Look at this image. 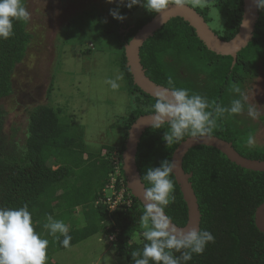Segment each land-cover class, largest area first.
<instances>
[{
	"label": "trees",
	"instance_id": "1",
	"mask_svg": "<svg viewBox=\"0 0 264 264\" xmlns=\"http://www.w3.org/2000/svg\"><path fill=\"white\" fill-rule=\"evenodd\" d=\"M22 3L25 7L26 0ZM126 3L127 0H119V3L103 9V13L96 11L95 17L87 14L83 18L90 21L89 32L96 31L101 37L113 35L110 37L121 51L119 65L133 104L127 115L117 120L121 131L119 147H87L83 133L79 132L82 126L64 122L60 118L61 109L38 104L28 111L24 148L9 153L3 135L5 112L0 104V207L28 206L35 231L49 241L46 264H57L52 261L55 251L76 245L99 232L106 237L115 236L111 243L126 264H134L131 254L142 251L147 242L140 224L144 206L139 200L131 196L130 207L123 205L126 209L114 210H109L103 202L107 194L105 185L115 173L113 163L117 152L119 175L114 187L116 191L122 186L129 191L121 162L128 130L139 116L153 112L155 102L154 97L133 83L126 67L124 45L157 13L147 10L134 23L125 25L124 21L141 5L128 8ZM213 6L224 20L221 32H214L228 41L238 31L243 2L214 0ZM116 9L125 17L123 20L110 15V10ZM195 9L208 23L209 8ZM258 12L253 37L237 53L234 64L231 56L208 50L194 29L179 17L169 20L143 43L140 60L145 75L154 83L169 87L168 81L171 80L173 86L188 89L190 95L200 94L207 98V110L213 113L216 121L209 136L231 142L245 158L264 160V147H249L247 144L257 129L256 125L241 121L240 114L225 112L216 116L214 111L217 104L230 107L231 101L239 98L235 89L242 92L243 85L256 76L257 69L264 73V9H258ZM93 21L96 24L92 28ZM13 32L7 39L0 38V102L10 95L12 73L24 59L32 38L25 21L13 20ZM261 119L264 121V115ZM169 131L167 124L159 129L149 127L140 137L135 158L145 188L150 187L143 179L146 169L160 166L165 159L171 161L176 148L192 137L186 134L181 141L166 145L163 135ZM182 168L185 173L192 174L189 181L200 212L199 229H206L214 236V241L205 246L203 253H194L186 264H264V234L255 225V210L264 202V171L242 168L216 148L205 145L190 148L183 157ZM76 171L79 172L75 177ZM170 178L175 186L172 193L175 200L164 211L174 224L183 227L187 222V206L174 175L171 174ZM53 202L57 206H53ZM76 208L81 211V226H78L79 218L73 215ZM48 216L68 226L72 238L68 247L61 245L62 235H50L44 227ZM173 254L181 255L175 251Z\"/></svg>",
	"mask_w": 264,
	"mask_h": 264
},
{
	"label": "rangeland",
	"instance_id": "2",
	"mask_svg": "<svg viewBox=\"0 0 264 264\" xmlns=\"http://www.w3.org/2000/svg\"><path fill=\"white\" fill-rule=\"evenodd\" d=\"M116 3L119 0L112 3L108 0H26L31 42L24 59L12 73L10 95L0 102L5 112L3 135L9 153L24 148L28 111L38 104L61 109L60 118L64 122L82 126L79 132L83 133L89 148L121 145L117 120L127 115L133 98L126 92L124 77L115 90L106 82L122 73L121 51L110 37L113 35L101 37L96 31L89 32L90 21L83 19L87 14L95 17L96 11L103 13V9ZM186 3L192 6L190 0ZM213 4L214 0H210L206 6L209 8L208 25L219 33L224 20ZM146 11L142 2L124 24L134 23ZM95 24L93 21L92 28ZM242 92L248 99L239 117L246 124L256 125L255 146L264 147V121L261 119L264 115V73L261 69L243 85ZM247 105L255 107L260 116L250 117ZM117 153L114 158L118 162ZM71 154L74 156V152ZM53 206L57 203L53 202ZM73 215L79 218L78 226L83 225L80 208L73 210ZM105 237L99 232L76 245L55 251L52 261L57 264H126Z\"/></svg>",
	"mask_w": 264,
	"mask_h": 264
},
{
	"label": "clouds",
	"instance_id": "3",
	"mask_svg": "<svg viewBox=\"0 0 264 264\" xmlns=\"http://www.w3.org/2000/svg\"><path fill=\"white\" fill-rule=\"evenodd\" d=\"M112 3L113 0H108ZM123 2V0H121ZM188 0H143V6L150 12L161 13L169 4L175 3L183 6ZM258 9H264V0H254ZM142 0H127L126 7L140 5ZM192 6L204 8L209 6L210 0H190ZM110 15L118 20L125 17L116 10H110ZM30 14L23 6L22 0H0V38L7 39L14 34L13 20L27 22ZM123 74L115 79L106 81L115 90L120 87L118 81ZM169 87L160 88L155 93V102L152 106L150 125L159 129L167 124L169 132L164 133L163 140L166 145L181 141L186 134L191 136L210 135L216 125L213 113L208 111L209 103L206 97L200 94H189L186 88L173 86L171 80ZM239 98L231 101L230 107L215 106L216 116L240 114L245 110L247 96L239 88L235 89ZM248 115L253 119L260 116V112L252 105H247ZM249 147L255 146V139L249 137ZM175 163L167 159L158 167H148L143 179L148 181L150 187L144 192V211L140 217L141 227L144 229L143 237L147 241L142 251L131 254L134 264H186L193 254H202L205 246L214 241L212 233L206 229L195 227L185 231L174 224L166 215L164 209L175 197L174 183L170 178ZM44 227L50 235L57 233L63 236L60 241L63 247L71 242L69 228L60 220L48 216ZM59 239V237H57ZM49 241L35 231L32 216L28 206L19 208L0 207V264H46ZM180 252V256L173 253Z\"/></svg>",
	"mask_w": 264,
	"mask_h": 264
},
{
	"label": "water",
	"instance_id": "4",
	"mask_svg": "<svg viewBox=\"0 0 264 264\" xmlns=\"http://www.w3.org/2000/svg\"><path fill=\"white\" fill-rule=\"evenodd\" d=\"M243 11L241 22L237 33L228 41L221 39L208 25L202 15L195 8L185 3L177 6L175 3L168 5L161 13H157L149 22L142 26L134 37L124 45L126 67L132 77L133 83L143 92L155 98V93L164 86L151 81L146 75L140 60V48L143 43L166 24L172 18H182L195 31L196 36L203 42L206 48L216 54L231 56L233 64L237 53L245 48L253 37L255 24L259 17L258 8L254 0H242ZM152 114V113H151ZM151 114L139 116L128 130L125 148L121 155L122 169L126 179V186L132 195L144 206V192L146 190L136 166V152L142 133L149 127ZM211 146L223 153L236 165L253 170L264 171V160H253L241 156L232 146L231 142L224 141L215 136H195L184 140L174 151L171 161L175 163L172 174L182 193L183 200L187 206V222L183 227L198 228L200 224V212L192 185L189 181L191 173H185L182 168V160L186 152L195 146ZM255 225L264 234V202L255 210Z\"/></svg>",
	"mask_w": 264,
	"mask_h": 264
},
{
	"label": "built area",
	"instance_id": "5",
	"mask_svg": "<svg viewBox=\"0 0 264 264\" xmlns=\"http://www.w3.org/2000/svg\"><path fill=\"white\" fill-rule=\"evenodd\" d=\"M118 163L119 161L117 162V160L115 159L113 163L116 166L115 173L111 175L110 183L105 185V191L107 192V194L103 202L108 206L109 210H114L117 208L122 209L123 205H126V207H130L133 202L132 197H134L132 193L130 192V190L127 192L123 186L120 188L119 191L115 190L114 183L116 180V176L119 175V168H118L119 164ZM123 209H126V208H123ZM107 238L108 240L113 241L115 239V236L109 235L107 236Z\"/></svg>",
	"mask_w": 264,
	"mask_h": 264
}]
</instances>
